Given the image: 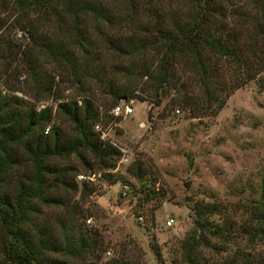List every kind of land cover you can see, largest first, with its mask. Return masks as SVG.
I'll return each mask as SVG.
<instances>
[{"label":"trees","instance_id":"trees-1","mask_svg":"<svg viewBox=\"0 0 264 264\" xmlns=\"http://www.w3.org/2000/svg\"><path fill=\"white\" fill-rule=\"evenodd\" d=\"M11 3L12 13L18 16L11 21L21 27L38 52L47 56L55 74L60 77L66 72L79 85L83 77H88L100 94L110 98L109 109L121 97L128 99L135 95L129 86L118 82L117 71H107L101 64L97 54L102 51L131 57L133 67L141 69L140 77L149 86L140 90L145 92L139 97L142 100L151 92L164 93L171 85L176 89L182 83L179 73L186 68L196 80V96L181 93L174 101L187 107L191 117L215 113L235 88L257 78L264 69V0H12ZM0 44L7 45L10 60L20 56L30 95L37 102L50 95L55 84L53 72L43 70L18 42L1 40ZM148 51L150 60L143 56ZM7 68L15 69L14 65ZM55 99V112L71 124L68 140L62 138L60 129L52 123L48 104L39 108L29 105L20 110L22 98L0 92V252L11 264H72L65 258L48 256L56 251L68 258L78 254L86 259L84 264H96L94 261L99 260L96 251L103 249L98 233L77 222L81 207L59 218L66 220L69 229L61 236L53 235L42 217L45 208H67L63 195L67 188H77L73 179L77 168L66 166L73 173L68 183L66 167L56 165L57 156H76L88 173L100 172L109 183L119 179L117 173L110 171L119 150L94 128L101 122L102 114L93 96L84 91ZM126 170L139 181L142 197L138 201L151 199L154 190L142 179L153 172L140 160H133ZM14 171H17L15 187L8 192L4 185ZM79 191L81 197H86L94 192V187L83 180L79 182ZM263 191L261 198L249 204L247 218L238 224L226 218L220 222L210 220V215L219 214L225 207L214 201H194L193 224L182 243V261L202 264L198 247L217 248L209 236L219 238L218 245L223 251L238 235H245L250 241H263ZM155 253L158 254L156 247ZM225 260L226 264L258 263L252 253L243 250L232 252Z\"/></svg>","mask_w":264,"mask_h":264},{"label":"rangeland","instance_id":"rangeland-1","mask_svg":"<svg viewBox=\"0 0 264 264\" xmlns=\"http://www.w3.org/2000/svg\"><path fill=\"white\" fill-rule=\"evenodd\" d=\"M11 1L0 0V41L18 42L37 59L43 70L53 72L55 84L51 94L40 100L51 107L52 123L60 129L62 138H70L71 124L55 112V98L85 91L99 105L102 117L98 127L103 132L102 138L119 150L115 166L110 170L119 176L114 183L104 180L100 172L88 173L80 159L72 154L56 157L58 167L73 166L78 172L73 177L76 190L67 188L63 195L67 208L48 207L42 212L53 235L69 232L66 220L59 221V218L81 207L77 222L95 230L101 240L103 249L96 251L99 256V260L94 261L96 264H185L181 259L182 243L193 224L191 206L194 201H214L225 207L219 214L208 217L212 221L226 218L238 224L247 216L249 204L261 198L264 190V69L257 78L235 88L215 113L191 117L187 107L174 101L181 93L196 96V80L186 68L179 73L182 83L176 89L171 85L164 93L151 92L142 100L139 97L145 92L140 90L149 86L140 77L141 69L133 67L131 57L102 51L97 54L101 64L107 71H117L118 82L129 86L135 95L118 99V103L131 106L130 113L112 117L107 107L110 98L100 94L88 77H83L79 85L66 72L60 77L55 74L47 56L38 52L21 27L11 21L14 16L18 18L12 13ZM7 50L6 44H0V92L22 98L20 110L29 105L36 107L37 100L29 93L20 56L16 55L12 61L6 55ZM149 53L143 55L146 60H150ZM10 65L15 69H6ZM133 160H140L153 172L142 179L154 190L152 198L145 202L138 201L142 197L139 181L126 170ZM66 170L65 178L69 183L73 173L67 167ZM16 173L7 177L4 188L8 192L14 190ZM83 180L94 187V192L86 197H81L79 191V182ZM121 184L126 185L124 194ZM168 218L171 221L166 225ZM209 240L217 248L198 247L202 264H226L225 259L237 250L252 253L257 264H264V240L250 241L245 235H238L224 251L218 245L219 238L209 236ZM48 256L65 258L72 264H84L86 260L78 254L68 258L59 251L50 252ZM0 264H11L1 252Z\"/></svg>","mask_w":264,"mask_h":264},{"label":"built area","instance_id":"built-area-1","mask_svg":"<svg viewBox=\"0 0 264 264\" xmlns=\"http://www.w3.org/2000/svg\"><path fill=\"white\" fill-rule=\"evenodd\" d=\"M44 105V102L43 101H39V102H37V104H36V108H39V107H41V106H43ZM176 111H177V109H176ZM109 114L111 115V116H114V117H116V116H119V115H121V114H127V113H130L131 112V106L128 104V103H116V104H114V105H112L111 107H110V109H109ZM94 128L95 129H99V127H98V124L96 123L95 125H94ZM46 130H44V132H45ZM102 135H103V132L101 131L100 132V136L102 137ZM79 177V176H78ZM120 188H121V193L122 194H124L125 193V189H126V185L125 184H121L120 185ZM86 221H89V219H86ZM170 221H171V219L170 218H168V219H166L165 220V224L166 225H168V224H170Z\"/></svg>","mask_w":264,"mask_h":264},{"label":"water","instance_id":"water-1","mask_svg":"<svg viewBox=\"0 0 264 264\" xmlns=\"http://www.w3.org/2000/svg\"><path fill=\"white\" fill-rule=\"evenodd\" d=\"M123 98V97H122Z\"/></svg>","mask_w":264,"mask_h":264}]
</instances>
